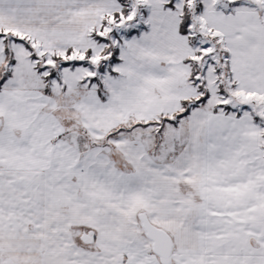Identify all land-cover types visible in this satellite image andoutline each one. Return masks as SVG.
I'll return each instance as SVG.
<instances>
[{"label":"snow or ice","instance_id":"obj_1","mask_svg":"<svg viewBox=\"0 0 264 264\" xmlns=\"http://www.w3.org/2000/svg\"><path fill=\"white\" fill-rule=\"evenodd\" d=\"M0 264H264V0H0Z\"/></svg>","mask_w":264,"mask_h":264}]
</instances>
